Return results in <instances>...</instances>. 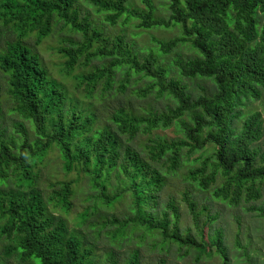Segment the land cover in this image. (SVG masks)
Wrapping results in <instances>:
<instances>
[{"label":"trees","instance_id":"16d2710c","mask_svg":"<svg viewBox=\"0 0 264 264\" xmlns=\"http://www.w3.org/2000/svg\"><path fill=\"white\" fill-rule=\"evenodd\" d=\"M87 1L104 14V26L82 14L79 0H0L4 257L100 264L102 245L108 264H145V249L161 255L158 264L172 254L198 262L217 254L229 264L223 229L214 228L219 216L203 225L195 194L211 192L230 206L264 196V116L244 111L264 93V0H167L168 21L156 17L153 0H142L144 10L129 8L131 0ZM125 16L140 21L138 29L174 26L182 36L155 38L158 54L143 56L125 35L106 33L105 25ZM56 33L64 35L61 73L76 80L80 99L30 42L39 46ZM182 45L195 56L175 58L176 69L165 65L162 56ZM185 79L204 94L195 95ZM161 101L169 105L158 107ZM54 153L69 179L47 183ZM199 153L209 155L194 157ZM185 169L188 219L167 192ZM77 193L84 197L75 217L83 235L68 224ZM249 211L264 218V206Z\"/></svg>","mask_w":264,"mask_h":264},{"label":"rangeland","instance_id":"374dc122","mask_svg":"<svg viewBox=\"0 0 264 264\" xmlns=\"http://www.w3.org/2000/svg\"><path fill=\"white\" fill-rule=\"evenodd\" d=\"M167 0H153V4L156 7V17L168 21L170 19L171 13L167 8ZM78 5L83 15L89 14L91 19L94 20L99 25L104 26V14H99L95 7L90 5L87 0H79ZM129 8L144 10L142 0H131L128 4ZM128 17H123L115 26L105 25V30L108 35L118 36L125 35L127 40L130 42H135L139 49H141V55H147L150 49L158 54L157 44L155 43V38L163 41H168L182 36V30L179 27L172 26L171 28H152V29H138L137 26L140 21L135 19H130ZM64 35L56 33L47 40H44L41 45L36 46L35 38H32L30 42L33 44L34 49L39 53L44 60L47 68L50 72L61 81L67 85L70 89L71 95L80 99L79 96L75 95L73 92L76 86V80L72 77H66L61 73V67L64 65L65 58L59 53V49L64 46L62 43ZM66 45V44H65ZM195 52L189 45H182L175 49L169 55H163L162 59L164 64L176 69L174 65L175 58H190L194 57ZM79 69L75 74L79 73ZM185 82L190 86L195 95H202L204 91L201 87L196 85V82L189 81L185 79ZM202 87L206 84L201 82ZM151 101V100H150ZM134 103L137 105H145V102L139 99H135ZM169 102L161 101L157 104L158 107H163ZM164 109V108H162ZM246 117L252 115L253 113L259 111L263 113L264 116V93L262 99L259 101H252L248 108L244 109ZM243 122L238 125L241 127ZM169 138L173 137L174 131L165 132ZM209 154L199 153L194 157L202 156L204 160ZM47 169L45 171V181L56 182L59 180L69 179L67 172L62 169V161L59 159L58 154H51L49 157ZM188 169L180 172V174L174 177L168 186L167 192L177 197L181 203L182 211L185 218L188 219L189 209L185 203L182 202L181 192L190 188V182L185 179V175ZM74 177V175H70ZM192 189V187H191ZM195 195H199V210L203 212L202 224L204 225L208 221L209 215H218L219 219L214 223V228L223 229L225 237V247L227 248V253L229 256V264H264V218L258 216L256 212L249 211V208L253 205L264 206V196L262 200L253 202L251 204L243 203L241 206H230L227 203L222 204L213 199L211 192H207L201 195L199 191ZM84 206V197L81 193H77L75 197V208L73 213L68 217V224L72 231L76 232L78 235H83L84 230H79L75 223L76 213L81 211ZM207 207V210H206ZM124 205L119 207L123 209ZM209 208V209H208ZM208 232V230H206ZM86 236V235H85ZM241 244V247L238 245ZM7 239H2L0 241V258L3 259L6 264H21L19 260L15 257L5 258L3 255V247L8 245ZM105 246L101 245V249L97 251L98 257L101 259L100 264H108L105 255ZM246 249V250H245ZM125 250H122L124 252ZM168 259V264H223L224 260L222 256L215 255L213 257L204 256L200 262L194 257L180 258L179 255L172 254L170 256L164 255ZM143 257L145 258V264H158L161 255L158 252H153L151 249H145L143 251Z\"/></svg>","mask_w":264,"mask_h":264}]
</instances>
